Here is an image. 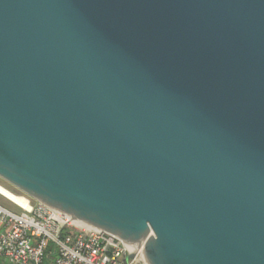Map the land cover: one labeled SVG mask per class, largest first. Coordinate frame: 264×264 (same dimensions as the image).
I'll return each instance as SVG.
<instances>
[{"label":"water","instance_id":"95a60500","mask_svg":"<svg viewBox=\"0 0 264 264\" xmlns=\"http://www.w3.org/2000/svg\"><path fill=\"white\" fill-rule=\"evenodd\" d=\"M0 177L134 264H264V0H0Z\"/></svg>","mask_w":264,"mask_h":264},{"label":"built area","instance_id":"2783aa9c","mask_svg":"<svg viewBox=\"0 0 264 264\" xmlns=\"http://www.w3.org/2000/svg\"><path fill=\"white\" fill-rule=\"evenodd\" d=\"M17 194L20 202H0V264H134L116 236L92 233Z\"/></svg>","mask_w":264,"mask_h":264},{"label":"bare ground","instance_id":"6f19581e","mask_svg":"<svg viewBox=\"0 0 264 264\" xmlns=\"http://www.w3.org/2000/svg\"><path fill=\"white\" fill-rule=\"evenodd\" d=\"M0 194L2 196H4L6 199H9L11 201H18L20 202L21 199L19 197V194H15L13 191L7 189L6 187H4L3 185L0 184Z\"/></svg>","mask_w":264,"mask_h":264},{"label":"rangeland","instance_id":"374dc122","mask_svg":"<svg viewBox=\"0 0 264 264\" xmlns=\"http://www.w3.org/2000/svg\"><path fill=\"white\" fill-rule=\"evenodd\" d=\"M0 184L3 185L4 187H6L7 189L11 190V191H14V192H17V193H21L18 189H16L14 186H12L10 183H8L7 181H5L4 179H2L0 177ZM0 202L4 205H7V206H11V203L9 200H7L4 196H2L0 194Z\"/></svg>","mask_w":264,"mask_h":264}]
</instances>
